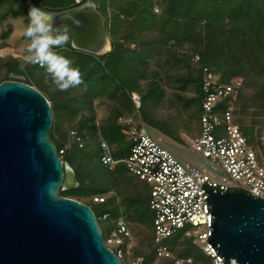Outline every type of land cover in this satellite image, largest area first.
<instances>
[{"label": "trees", "instance_id": "1", "mask_svg": "<svg viewBox=\"0 0 264 264\" xmlns=\"http://www.w3.org/2000/svg\"><path fill=\"white\" fill-rule=\"evenodd\" d=\"M7 1L11 2L13 0H0V5ZM85 1L82 0L81 3ZM95 1L99 3L100 10L106 9L108 6L112 9L111 17L107 20V22L110 21L108 29L112 40V50L105 56L100 57V59L106 60L105 66L108 67L107 65H110L112 71L117 73L120 79L116 81L117 83H112L116 87L112 89L110 95L98 93L93 85H82L81 87L89 86L91 93L84 90L83 95L87 93L89 99L87 101H79V98H77L73 102V109L69 114V119H67V122L71 123L69 128L65 126L62 128L58 124L59 121L57 122L56 119V101L53 95L48 98L52 103L54 113V127L51 138L58 150L63 148L65 142L71 136L70 132L73 130L77 131L84 141L82 147L74 141L75 143L71 149L67 150L65 155H62L63 160L74 168L80 183L74 189L62 191V194L72 198L73 196L104 194L112 187L119 189L121 196L129 200L134 210L132 215L136 216L135 219L143 222L134 206L142 204L144 194L138 189L135 180L131 176L141 182L143 181L130 174L123 163L118 164L113 170L105 166L102 160L105 154L102 141L106 140L110 144L113 155L117 159L125 157L128 153L130 143L122 133V125L119 124L118 120L120 116L131 114L134 111L135 105L132 100V93L142 89L136 80L141 76L150 78L143 95L139 93L142 98L141 115L143 120L174 140L184 142L178 132H174L164 121L154 120L147 110L149 102L158 104L165 93L163 83L159 79L162 77L160 72L149 67L152 57L157 59L158 63L164 64L163 66H176V68L188 70L187 74L184 73V76L178 78L177 83H180L179 89L182 90L191 84L197 93L195 97L184 98L186 99V107H195L198 134L201 126L202 81L205 68L219 75L224 83L231 82L235 77H245L256 87V94L259 99L264 100V0ZM33 2L51 11H60L81 4L77 3L76 0H33ZM156 4H159L162 8L160 14L155 13ZM8 13H13L15 16L27 15V9L9 10L5 14L0 15V21L5 19ZM69 40L65 45L67 48H58V53L65 49L76 51L71 45L70 37ZM127 42L138 43V45L136 48H131V46L124 44ZM90 56L98 58L94 55ZM22 63V61L11 60L1 64L0 59V66H5L7 73L17 71L24 75L28 66L24 65L21 67ZM8 79L0 78V83ZM34 80L37 82L36 79ZM26 83L35 86L29 81H26ZM245 84L246 81L244 80L238 99L241 98ZM36 86L43 91L45 90V92L47 91L40 87L39 84ZM122 89L129 91L127 98L122 96ZM95 96H107L119 102L113 114L99 124L92 107V98ZM236 102L238 103V101ZM80 112L82 113L80 114ZM79 114L80 117L78 116ZM104 124L109 126L107 131ZM244 133L255 141V134L252 132L248 134L245 131ZM77 162H79L80 167L75 168ZM143 183L146 185L150 197L149 185L145 182ZM77 199L80 200L79 197ZM114 201L115 197H104V201L100 203L94 201L84 203L92 207L98 218L101 217V214L110 213L111 219L117 220L122 215L118 208L119 205ZM93 204L104 205L105 209L100 215L97 214L92 206ZM106 222L108 228V221ZM127 222L130 226L128 220ZM151 227L149 226L152 242L155 246L154 258L155 255L157 257V252L154 240L153 217ZM102 230L104 236L107 237L109 232L106 234L103 228ZM181 237L182 235L171 237L166 243L174 251V245ZM188 240L202 254L199 258L195 257V260L197 262L204 260L201 249L190 238ZM181 255L191 256L188 251ZM137 256L142 257V253L139 252L136 258ZM144 262L150 263L146 258H144Z\"/></svg>", "mask_w": 264, "mask_h": 264}, {"label": "water", "instance_id": "2", "mask_svg": "<svg viewBox=\"0 0 264 264\" xmlns=\"http://www.w3.org/2000/svg\"><path fill=\"white\" fill-rule=\"evenodd\" d=\"M42 9L67 26L75 50L111 51L95 0ZM107 41L111 49L100 54ZM53 127L52 103L41 90L19 80L0 83V264H124L92 207L61 195L80 183L51 138ZM208 189L209 243L225 261L264 264V199Z\"/></svg>", "mask_w": 264, "mask_h": 264}, {"label": "built area", "instance_id": "3", "mask_svg": "<svg viewBox=\"0 0 264 264\" xmlns=\"http://www.w3.org/2000/svg\"><path fill=\"white\" fill-rule=\"evenodd\" d=\"M243 84L241 77L224 83L219 75L204 69L200 132L190 142L176 141L159 131L154 133L156 129L152 130L143 120L142 98L136 92L132 93L135 111L118 120L130 143L126 156L115 158L110 144L102 141L105 166L113 170L123 163L130 174L149 185L159 259H172L174 264H237L233 257L225 261L209 243L212 213L207 190L245 192L264 199V133L253 141L235 117V101ZM70 135L81 147L84 145L77 131ZM67 149L58 150L62 159ZM103 201V196L95 198L97 203ZM98 220L108 221L106 243L123 261L133 247L127 220H112L109 213ZM178 235L190 238L201 249L204 260L176 257L166 242ZM132 264H143V260L138 257Z\"/></svg>", "mask_w": 264, "mask_h": 264}, {"label": "rangeland", "instance_id": "4", "mask_svg": "<svg viewBox=\"0 0 264 264\" xmlns=\"http://www.w3.org/2000/svg\"><path fill=\"white\" fill-rule=\"evenodd\" d=\"M155 1L159 2L160 0H155ZM106 2L109 1L107 0ZM32 3L33 0H13L11 2L7 1L3 5H0V15H2L3 13L5 14L7 11L12 9L13 10L27 9V14H28V8ZM96 3L98 5L99 11L102 13L104 17L106 28L110 37V33L108 29V25L110 24V21L107 22V20L108 18L111 17L112 9L110 6H108V8L105 9L102 7L103 10H100L99 3L98 2ZM161 12H162V8L160 7L159 4H156L155 13L160 14ZM28 22L29 21L27 15L15 16L13 15V13H8L5 19H1L0 21L1 64L11 60L22 61L21 58L25 54L23 49L26 42L22 33ZM124 44H126L127 46H131V48H136L138 45V43H130V42ZM63 48H67V46L64 45ZM57 50L58 48L54 49V51L56 52ZM80 52H82L84 55ZM80 52H78V50L73 52L68 49L59 52V54L65 56L66 58H69L72 61L73 67L79 69L82 75V79L84 81V83L81 84L80 86L75 88H70L67 91L58 90L56 86L53 84L51 78L47 76L45 69L39 67L38 65H33V64L25 65L28 66V68L24 75L18 73L17 71H12L10 73H7V68L5 66H0V78L1 79L9 78L23 82L29 81L33 83L35 87H37L36 85L39 84L40 87L46 89L47 91L45 92V90L43 91L37 87L48 98L50 97V95L54 96V99L56 101L57 122L59 121L58 124L62 128H64V126L66 128H69L71 126V123L67 122L68 121L67 119H69V114L73 109L72 108L73 102L77 98H79V101L80 100L87 101L89 99L88 97L89 95L87 93L83 95L84 90L91 93L89 86L81 87L82 85H93L95 89L98 91V93L101 92L106 95L107 94L110 95L112 89L116 87V85L112 83L120 79V76L112 71L110 65H107L108 67L105 66L106 60L100 59V57H103L105 55L103 56L94 55L95 57L98 58H92L90 55L93 54H89L83 51ZM163 65L164 64L158 63L157 59L153 57L151 58L149 67L150 69H156L160 72L162 77L160 76L161 78L159 79L160 82L163 83L165 93H164V97L162 98V100H160L158 104H155L154 102H149L147 106V110L150 113V115L153 116L154 120L164 121L169 128H171L174 132H178L184 140L190 142L194 137L197 136L199 129L197 123V116L195 114L196 113L195 107L194 106H191L190 108L186 107L185 98L195 97L197 93L194 91L193 88L194 86L191 84L186 89L183 90L179 89L180 83H177L178 78L184 76V73L188 71L187 69H181L178 67L176 68V66H163ZM32 77L36 79L37 82ZM243 78H244L243 80L246 81L244 90L242 92L240 99H238L237 96L238 100L236 101H238V103L235 101L236 120L242 126L243 130L246 133L248 132V134H251L252 132L253 134H255L254 139H256L257 136L264 133V100L259 99L258 95L256 94V87L252 83H250L248 79H246L245 77ZM149 79L150 78H146V77L143 78L141 76L137 78L136 79L137 83L140 84L142 91L141 90L134 91L133 93L136 92L143 95L144 89L147 87L149 83ZM121 93L123 97L127 98L129 91L126 89H122ZM118 103H119L118 101L113 100L107 96H95L92 98V107L96 113V120L98 124L103 122V120L109 118L113 114L114 109L116 108ZM85 112H87V110H85ZM81 113L82 112H80V114ZM80 114L78 115L79 117ZM104 126L107 131L109 129V126L107 124H104ZM150 127L152 128V130L155 129V127H153L152 125ZM157 131H158L157 129L156 131L153 130L154 133H158ZM74 143H75L74 139L70 136L69 140L65 142L63 148L67 146L68 147L67 150H70ZM78 167H80L79 162H77L75 165V168ZM131 178L135 180L138 189H140V191H142V193L144 194L142 204L135 205L134 203L135 205L134 208L136 209L139 216H141V218L143 219V222L135 219L136 216L132 215V212L134 210L132 209L129 200L128 199L126 200L124 199L123 196H121V194L119 193V189L112 187L104 194H94L90 196H73L72 198L77 199L79 197L80 201L91 203L93 201L95 202L96 197H101V196L107 198L115 197L114 202L119 205L118 208L122 215L120 218H126L129 221L131 231L133 234V247L130 252L128 251L126 252L125 258L123 259L124 264H132L133 261H135L138 258V256L136 258V255H138L139 252L142 253V257L140 258H142L143 264H148L144 262V258L149 260L150 262L149 264H174V260L172 259H159L158 257H155L156 255L153 258V255L155 254V246L152 242L151 230L149 228V226L150 227L152 226L153 212L149 207V200H150L149 191L143 182L139 181L137 178L133 176H131ZM62 191H66V190H61V195L64 196L62 194ZM92 206L94 207L98 215H100L101 212L105 209L104 205L102 204H93ZM101 225L105 233L108 234L109 231L107 228V222L102 221ZM174 246H175L174 254L176 257H184L181 254H185L187 253V251L194 258L195 257L199 258L202 256L200 251L192 245L191 241H189L188 238L181 237V239H179V241Z\"/></svg>", "mask_w": 264, "mask_h": 264}, {"label": "clouds", "instance_id": "5", "mask_svg": "<svg viewBox=\"0 0 264 264\" xmlns=\"http://www.w3.org/2000/svg\"><path fill=\"white\" fill-rule=\"evenodd\" d=\"M28 23L22 35L25 38L23 67L39 65L60 91H67L84 83L81 72L72 66L69 58L54 51L69 42L68 29L56 23V16L40 7L31 6Z\"/></svg>", "mask_w": 264, "mask_h": 264}, {"label": "bare ground", "instance_id": "6", "mask_svg": "<svg viewBox=\"0 0 264 264\" xmlns=\"http://www.w3.org/2000/svg\"><path fill=\"white\" fill-rule=\"evenodd\" d=\"M111 49L109 41H107L106 45L103 47V49L99 52L100 54H104L108 52Z\"/></svg>", "mask_w": 264, "mask_h": 264}]
</instances>
